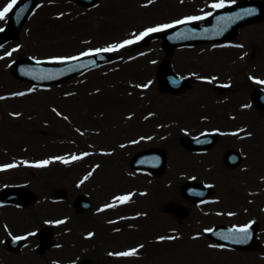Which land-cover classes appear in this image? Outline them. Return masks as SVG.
<instances>
[{
    "label": "rangeland",
    "instance_id": "obj_1",
    "mask_svg": "<svg viewBox=\"0 0 264 264\" xmlns=\"http://www.w3.org/2000/svg\"><path fill=\"white\" fill-rule=\"evenodd\" d=\"M7 1L0 0V9ZM214 1L99 0L87 9L71 0H40L17 40L0 46V162L51 159L55 162L48 166L66 164L69 171L44 181V172L17 162L15 170L0 174V185L30 181L28 190L37 200L21 209L0 210V240L7 234L41 233L52 218H71L54 242L61 248L35 251L39 233L16 253H3L0 245V264L83 259L93 244H98L93 264H264V111L250 104L253 91L264 89V21L240 30L230 47L207 44L166 52L159 40H148L113 55L103 68L48 90L19 82L8 69L20 57H68L135 39L146 28L211 12ZM233 1L224 0V6ZM5 21L0 20V27ZM163 61L190 79L182 93L160 88L157 70ZM218 128L233 135L229 148L216 143L198 154L187 148L190 136L217 133ZM153 147L167 152L166 171H133L131 158ZM231 150L243 158L236 168L226 164ZM82 154L90 155V161L73 168L70 159L79 160ZM92 168L94 175L84 179ZM79 179L81 187L76 188ZM190 180L211 183L212 199L218 202L202 208L187 202L182 189ZM74 188L70 197L93 189L91 215L99 225L123 217L114 226L119 231L105 230L102 240L98 235L85 242L92 223L70 206L55 212L57 207L40 202ZM122 193L131 198L126 207L95 213L97 206ZM167 198L170 203L163 206ZM248 222L259 227L260 244L253 250L219 251L204 236L203 229L212 226ZM138 247L135 256L128 251L133 254L117 259V252Z\"/></svg>",
    "mask_w": 264,
    "mask_h": 264
},
{
    "label": "snow or ice",
    "instance_id": "obj_2",
    "mask_svg": "<svg viewBox=\"0 0 264 264\" xmlns=\"http://www.w3.org/2000/svg\"><path fill=\"white\" fill-rule=\"evenodd\" d=\"M16 2H17V0H11V2L8 5H6L3 8V10H0V20H3L6 17V15L12 10V7L16 4ZM223 6H224V0H220L219 4L211 5V7H213V8L223 7ZM188 19L189 20H195V19H200V17H189ZM176 23H184V21H177ZM172 26L173 25L169 24V25H161V26H158V27H155V28H149L145 32L140 33V35H139V37H137V39H142L143 37L147 36L149 33L157 32V31H160V30L165 29V28H170ZM0 31H2V29H0ZM132 42L133 41H124L123 44L118 45L116 47H123L124 45L132 43ZM96 51L97 52L109 51V49H97ZM88 54L89 53H83L82 55H88ZM9 55H10V53H9ZM68 59H78V57H70ZM73 159H78V157L74 156ZM47 163H48V161H43V162H41V163H39V164H37L35 166L36 167H42V166H45ZM6 167L11 168V167H15V165H7ZM118 199L121 202H126L128 197H118ZM237 231L244 234L241 237H237V239L240 240V241L246 240L248 238V236L250 235L249 226H244L243 228L237 229ZM17 239H19V238H17ZM132 254H133L132 252H124V253H120L119 255L128 256V255H132Z\"/></svg>",
    "mask_w": 264,
    "mask_h": 264
},
{
    "label": "bare ground",
    "instance_id": "obj_3",
    "mask_svg": "<svg viewBox=\"0 0 264 264\" xmlns=\"http://www.w3.org/2000/svg\"><path fill=\"white\" fill-rule=\"evenodd\" d=\"M220 140H223L224 143H229V141H227L226 138H220ZM66 172H68V171H66ZM52 173L53 172H49V177H53L55 175V174H52ZM96 227L98 229L99 234H101L105 230V227L104 226H101L99 224H96Z\"/></svg>",
    "mask_w": 264,
    "mask_h": 264
},
{
    "label": "water",
    "instance_id": "obj_4",
    "mask_svg": "<svg viewBox=\"0 0 264 264\" xmlns=\"http://www.w3.org/2000/svg\"><path fill=\"white\" fill-rule=\"evenodd\" d=\"M232 24H230L229 26H231ZM235 30V29H234Z\"/></svg>",
    "mask_w": 264,
    "mask_h": 264
}]
</instances>
